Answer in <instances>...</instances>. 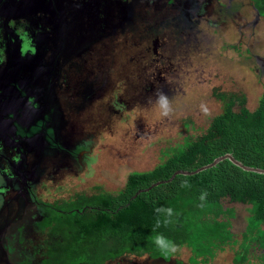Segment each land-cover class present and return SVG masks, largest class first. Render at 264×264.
I'll return each instance as SVG.
<instances>
[{
	"label": "rangeland",
	"instance_id": "rangeland-1",
	"mask_svg": "<svg viewBox=\"0 0 264 264\" xmlns=\"http://www.w3.org/2000/svg\"><path fill=\"white\" fill-rule=\"evenodd\" d=\"M6 2L16 10L0 16L5 32L12 31L5 18L26 28L28 22L17 18L37 12L28 43L39 56L24 63L14 59L18 63L13 66L0 53V63L10 67L0 72V88L21 89V95L1 101L0 127L12 130L8 150L13 157V151L20 154L17 166L32 173L21 182L0 161L1 200L7 201L5 210L0 201V252L12 264H26L46 238L38 223L49 213L46 204L59 205L77 194L116 193L130 172L152 169L186 137L204 131L221 110L216 92L242 94L254 108L264 89V17L251 0ZM44 3L67 14L48 32L37 28L44 22L42 12L49 16ZM54 17L50 19L57 22ZM39 41L46 49L41 45L36 50ZM158 90L169 97V117H162L155 104ZM222 204L234 210L232 241L197 264H233L250 205ZM260 254L250 247L240 264H260ZM190 255L181 246L168 261L126 254L103 264H191ZM30 260L28 264H44L42 254Z\"/></svg>",
	"mask_w": 264,
	"mask_h": 264
},
{
	"label": "trees",
	"instance_id": "trees-1",
	"mask_svg": "<svg viewBox=\"0 0 264 264\" xmlns=\"http://www.w3.org/2000/svg\"><path fill=\"white\" fill-rule=\"evenodd\" d=\"M251 1L264 17V0ZM215 94L221 110L204 131L186 137L152 169L130 172L116 193L77 194L59 205L45 203L49 213L38 223L46 238L25 263L36 254L44 256V264H103L126 254L168 261L172 253H162L151 241L158 206L172 207L178 215L157 231L178 247L189 248L191 264L206 262L233 238L229 227L234 210L223 207L226 200L250 205L233 264L244 261L252 246L261 251L260 264H264V173L243 170L223 159L191 175L176 174L132 197L137 190L168 179L177 169L194 170L224 153L244 165L264 168V89L254 108L246 105L242 94ZM185 178L190 188L180 187ZM202 192L208 193L204 202L199 199Z\"/></svg>",
	"mask_w": 264,
	"mask_h": 264
},
{
	"label": "flooded vegetation",
	"instance_id": "flooded-vegetation-1",
	"mask_svg": "<svg viewBox=\"0 0 264 264\" xmlns=\"http://www.w3.org/2000/svg\"><path fill=\"white\" fill-rule=\"evenodd\" d=\"M6 1L7 0H0V16L5 15L4 13L6 11L12 14L13 10H16V8L13 6V3L9 5V4H6L7 3ZM14 4H16V3H14ZM45 4L46 3H44V5L41 4V7H43V6L45 7L46 6ZM7 5H9V8H7ZM47 6H50V8L49 7H45V9L47 10V13L49 14V16L42 12L43 18H44L43 19L44 22L40 26L37 25V28L38 27L40 29L42 28V32H48L50 29L47 28V27H49V26L53 27V25H58V23L60 22V18L59 17H60L61 14H64L65 16L67 15V14H65V12L62 13V11H61L62 9L61 8L60 9H55L56 10L55 11L54 8H53L54 5L52 3H50V5H49V3H47ZM53 11H55V12H53ZM33 14L34 15H32V16H35V17L37 16V12L34 11ZM32 16H31L30 12H28L25 16H23L24 19L23 18H17L16 16H14L19 21L26 20V22H28L26 28H24V25H22V28H19V26L16 25V22H15L14 18H12V20H11L9 17L5 18V22H6L5 25L10 26L12 28V31L8 30V31L5 32L4 30H2L3 29L2 26L0 27V53H1V51H3V53H5V56L8 57L12 61L11 65H13V66H16L17 63H18V62H15L14 59H19V63H21V61H23V63H24L26 61H31V59H38L39 58V56L37 55L38 53L37 54H33L32 53L30 44L28 43V42H30L29 41V32H30V30H28V29H29V26L32 24V20L36 19V18H33ZM51 16L52 17L55 16L54 17L55 20L57 18H59L58 21L57 22H53L50 19ZM61 17L63 19V16H61ZM0 18H2V17H0ZM49 19L52 22L49 21ZM45 25H46V27H45ZM44 27L47 28V29H44ZM40 29H39V32H41ZM38 43H41V41L37 42V44ZM40 46L43 47L44 49H46V47H47L46 45H43V41H42L41 44H39V46L38 45H34L36 50L41 51V49L39 48ZM4 50L7 51V52H5ZM0 56H1V54H0ZM55 65H56L55 62L51 63L50 69H54ZM7 67L10 69V67L7 66L4 62H1L0 63V72H2V69H6L7 70ZM19 67H21V69H22L21 65H19ZM14 74L16 75L17 71H15ZM56 76H57V74H56ZM7 81H11V80H7ZM7 89L8 88L5 85H3V86L1 85V88H0V103H1V101L3 102V100L6 103V102H8V98L15 97L17 95H21V93H20L21 89L17 90L14 86H12V88L10 90L8 89V92H7ZM50 89L52 90V92L54 91V89H52V88H50ZM4 91L7 94L4 95ZM30 93L31 92H29L28 94H30ZM53 94H52V97H54ZM24 99L25 98H23V100ZM16 101H17V99L14 100V102H16ZM9 103H11V102H9ZM16 103H18V102H16ZM25 104L27 105V103H25ZM1 107H2V109H4L5 106L2 105V103H1ZM15 108L19 109L18 105H16ZM23 110H25V109L23 108ZM0 112H2L1 109H0ZM5 112H9V111L7 110ZM3 121L5 122V120H2L1 123H3ZM8 130H9V128H6L5 126L0 127V148L4 147L1 150H5V149H7V150L9 149L10 150V145H11V141H12L13 135L11 133L12 130H9V131ZM9 150H8V153H9L8 155H4L3 152L0 151V161L2 163H6V165H8V167L11 168V171L13 172L15 179L19 178V179H21V182H23V180H24V182H28V179L26 180V177H28L31 172L29 173L27 171L26 172L22 171V169H20L17 166V162H19V157L18 156L20 154H18L15 151H13L14 155H15L13 157L12 153L9 152ZM26 184H28V183H26ZM1 187H2V189L0 190V201L2 202V208L5 207V208H3L5 210L6 206H4V205L6 204L7 201H5V198H3L4 195L2 197L3 199L1 200V196H2V193L4 192L3 189H4L5 186L4 185L3 186L0 185V188ZM9 202L12 203L13 200L11 199L10 201H8V203ZM7 224H9V223L6 222V226H7ZM1 255H2V258H1ZM3 257H4L3 253L0 252V264H12L11 261L8 258H5V257L3 258Z\"/></svg>",
	"mask_w": 264,
	"mask_h": 264
},
{
	"label": "clouds",
	"instance_id": "clouds-1",
	"mask_svg": "<svg viewBox=\"0 0 264 264\" xmlns=\"http://www.w3.org/2000/svg\"><path fill=\"white\" fill-rule=\"evenodd\" d=\"M155 104L157 108L160 111V115L162 117H169L171 113L173 112V108L171 105V102L169 100V97L166 93H164L162 90H158L156 92V99ZM201 110L204 114H209V110L204 105H201ZM181 188H190L191 184L189 183L188 179L185 178L181 181L180 184ZM208 193L202 192L200 194V201L204 202L207 200ZM203 203L201 204V207H203ZM155 213L157 214V218L155 220V224L153 226V233L154 235L151 237L152 243L156 246L157 249H159L164 254H170L175 253L178 251V245L168 237L164 236L161 232L157 231L161 228V226L167 227L169 224H171L172 218L175 215H178V213L175 212V210L172 207H165V206H158L154 209Z\"/></svg>",
	"mask_w": 264,
	"mask_h": 264
},
{
	"label": "water",
	"instance_id": "water-1",
	"mask_svg": "<svg viewBox=\"0 0 264 264\" xmlns=\"http://www.w3.org/2000/svg\"><path fill=\"white\" fill-rule=\"evenodd\" d=\"M223 159H228L233 164H235L236 166L240 167L243 170L253 171V172H257V173H264V168L252 167V166L244 165L242 162H240L239 160L234 158L232 156V154L224 153V154H222L220 156L215 157L210 163H207L205 165L199 166V167H197L194 170L177 169L171 174V176L168 179L155 181L149 187L141 188V189L137 190V192L135 194H133L132 197H135L137 193H139L141 191L148 190L150 187H152L154 185H157L158 183L170 181L176 174L191 175V174L197 173V172H199V171H201L203 169H206V168H209L211 166H214L217 162H219V161H221Z\"/></svg>",
	"mask_w": 264,
	"mask_h": 264
}]
</instances>
